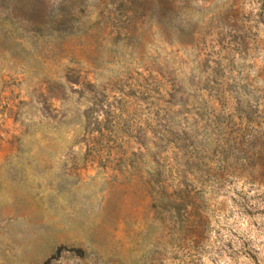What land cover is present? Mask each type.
Segmentation results:
<instances>
[{"label": "rangeland", "instance_id": "374dc122", "mask_svg": "<svg viewBox=\"0 0 264 264\" xmlns=\"http://www.w3.org/2000/svg\"><path fill=\"white\" fill-rule=\"evenodd\" d=\"M0 264H264V0H0Z\"/></svg>", "mask_w": 264, "mask_h": 264}]
</instances>
